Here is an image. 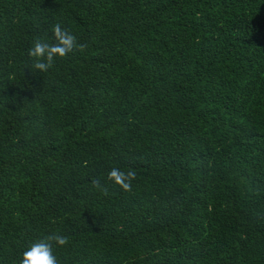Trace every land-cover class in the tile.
Segmentation results:
<instances>
[{
  "label": "trees",
  "instance_id": "16d2710c",
  "mask_svg": "<svg viewBox=\"0 0 264 264\" xmlns=\"http://www.w3.org/2000/svg\"><path fill=\"white\" fill-rule=\"evenodd\" d=\"M57 24L86 47L42 72ZM55 234L58 264H264V0H0V264Z\"/></svg>",
  "mask_w": 264,
  "mask_h": 264
},
{
  "label": "clouds",
  "instance_id": "9594fccd",
  "mask_svg": "<svg viewBox=\"0 0 264 264\" xmlns=\"http://www.w3.org/2000/svg\"><path fill=\"white\" fill-rule=\"evenodd\" d=\"M53 33L56 43H47L37 41L33 48L29 50V55L35 58L34 67L42 72H47L52 66L56 57L64 58L73 51L74 48L83 50L86 46L77 44L76 37L63 29L59 24L53 27ZM137 173L135 170L127 172L113 168L107 174V179L113 181L124 191H131V181L135 180ZM92 187L100 191L107 192L102 186L101 181L93 178ZM54 240L57 245L64 246L68 243L66 237L62 235H52L47 240L33 243L28 250L23 253L21 264H58L57 258L53 253L52 244L49 242Z\"/></svg>",
  "mask_w": 264,
  "mask_h": 264
}]
</instances>
